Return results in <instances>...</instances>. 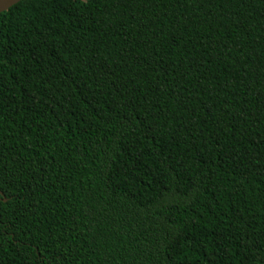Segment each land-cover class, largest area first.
<instances>
[{
  "label": "trees",
  "instance_id": "16d2710c",
  "mask_svg": "<svg viewBox=\"0 0 264 264\" xmlns=\"http://www.w3.org/2000/svg\"><path fill=\"white\" fill-rule=\"evenodd\" d=\"M0 264H264V0L0 12Z\"/></svg>",
  "mask_w": 264,
  "mask_h": 264
},
{
  "label": "water",
  "instance_id": "95a60500",
  "mask_svg": "<svg viewBox=\"0 0 264 264\" xmlns=\"http://www.w3.org/2000/svg\"><path fill=\"white\" fill-rule=\"evenodd\" d=\"M20 0H2L0 2V12L6 10L10 6L14 5L15 3L19 2Z\"/></svg>",
  "mask_w": 264,
  "mask_h": 264
},
{
  "label": "rangeland",
  "instance_id": "374dc122",
  "mask_svg": "<svg viewBox=\"0 0 264 264\" xmlns=\"http://www.w3.org/2000/svg\"><path fill=\"white\" fill-rule=\"evenodd\" d=\"M91 4H88V6H90Z\"/></svg>",
  "mask_w": 264,
  "mask_h": 264
},
{
  "label": "snow or ice",
  "instance_id": "6c2138e0",
  "mask_svg": "<svg viewBox=\"0 0 264 264\" xmlns=\"http://www.w3.org/2000/svg\"><path fill=\"white\" fill-rule=\"evenodd\" d=\"M0 2H2V0H0Z\"/></svg>",
  "mask_w": 264,
  "mask_h": 264
}]
</instances>
